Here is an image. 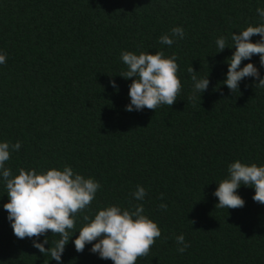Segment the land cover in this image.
Listing matches in <instances>:
<instances>
[{
	"label": "trees",
	"instance_id": "trees-1",
	"mask_svg": "<svg viewBox=\"0 0 264 264\" xmlns=\"http://www.w3.org/2000/svg\"><path fill=\"white\" fill-rule=\"evenodd\" d=\"M264 0H0V141L21 143L5 167L37 173L64 166L101 185L95 199L76 214L72 234L101 209L116 205L158 224L157 238L136 264H264V205L254 189L241 186L242 208H218L213 193L230 163L264 164V87L248 77L232 92L223 81L235 49L219 52L215 41L261 21ZM182 27L172 46L159 37ZM252 42L260 39L254 35ZM122 51L175 56L181 91L172 106L128 112ZM253 63L264 78L259 54ZM193 68L210 80L193 98ZM134 79V78H133ZM115 80L118 89L110 85ZM143 186L147 195L132 193ZM0 182V264H57L19 239L3 204ZM167 205V210L160 208ZM79 233H76L74 240ZM190 245L177 251L176 236ZM49 244L60 237L49 230ZM45 236H41L42 241ZM70 241L63 264H113Z\"/></svg>",
	"mask_w": 264,
	"mask_h": 264
},
{
	"label": "clouds",
	"instance_id": "clouds-1",
	"mask_svg": "<svg viewBox=\"0 0 264 264\" xmlns=\"http://www.w3.org/2000/svg\"><path fill=\"white\" fill-rule=\"evenodd\" d=\"M256 12L264 21V8ZM259 35L255 43L252 37ZM185 38L182 27H173L170 34L159 37V43L172 46L177 40ZM232 47L226 46L224 37L216 39L218 53L226 48L235 49L227 62V73L223 84L234 92L239 89L240 82L252 77L259 80L257 84L264 87V78L253 63L241 67L242 61L251 60L259 54L260 67L264 68V22L257 26L249 25L240 32L231 35ZM120 59L126 66L121 73L124 79H132L128 85L130 103L126 105L128 112L143 109L156 110L162 105L172 106L181 91V81L177 76V58L173 55L165 57L163 52L150 54L140 52L138 55L130 51H122ZM7 55L0 50V65L5 64ZM192 73L193 98L208 89L210 80L199 77L193 68ZM134 78V79H133ZM114 89H118L115 80L110 81ZM21 143L11 144L0 141V182L6 186L8 202L3 204L7 212V220L13 234L19 238L32 239V246L41 254L50 255L57 264H63L62 255L65 247L71 241L77 252H83L86 245H91L90 252L97 254L102 260H111L113 264H136L138 257L146 256L157 238L161 237L158 224L144 214L143 204H137L134 210L122 209L116 205L99 210L94 218L84 216V226L76 233L74 229L76 214L85 210L95 199L101 185L94 178H85L76 173L72 167L64 166L62 170L50 168L37 173L35 169L21 168L18 175H13L10 168L5 167L12 152L19 151ZM241 186L254 189V202L264 205V164H246L240 160L230 163L227 167V177L217 184L214 197L218 198L215 208L237 209L245 205L244 199L238 194ZM147 195L143 186H137L132 193L136 201H143ZM160 208L167 210L166 204ZM58 234L59 239L54 246L49 244L46 236L48 231ZM45 236L41 241L40 237ZM177 251L184 253L190 246L183 234L176 236Z\"/></svg>",
	"mask_w": 264,
	"mask_h": 264
}]
</instances>
